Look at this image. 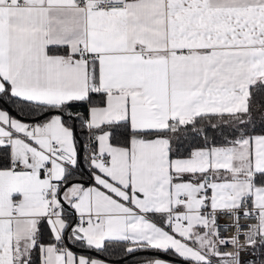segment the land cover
<instances>
[{
  "label": "snow or ice",
  "instance_id": "1",
  "mask_svg": "<svg viewBox=\"0 0 264 264\" xmlns=\"http://www.w3.org/2000/svg\"><path fill=\"white\" fill-rule=\"evenodd\" d=\"M0 264H264V0H0Z\"/></svg>",
  "mask_w": 264,
  "mask_h": 264
}]
</instances>
